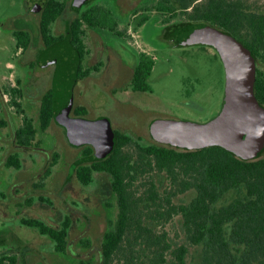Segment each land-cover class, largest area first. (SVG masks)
<instances>
[{
  "label": "rangeland",
  "instance_id": "1",
  "mask_svg": "<svg viewBox=\"0 0 264 264\" xmlns=\"http://www.w3.org/2000/svg\"><path fill=\"white\" fill-rule=\"evenodd\" d=\"M44 1L0 0V95L4 85L17 86L20 78L24 96L19 101L35 123H38L41 97L50 87L56 67L46 64L50 56L39 51L44 44L40 31V6ZM96 1L88 0L84 8ZM100 1L106 2L113 15L123 21L122 18L146 6L149 0ZM248 1L264 9V0ZM147 14L149 20L140 31L139 41L150 44L155 55L149 78L151 90L127 95L122 88H117L129 84L131 73L126 72L128 69L123 70V61L111 47L107 65L80 80L75 88V105L86 107L87 122L107 117L115 129L140 138L146 144L156 142L149 131V125L155 118L197 122L211 119L221 108L225 89L224 66L212 47L170 46L163 39V27L157 13ZM77 15L71 0H68L65 12L53 24L54 34L65 33ZM18 28L27 29L31 35L29 51L25 55H21L16 47L17 39L13 32ZM88 32L91 53L87 65L94 64L97 59H105L99 54L100 50L107 48L106 41L125 53L123 48L126 44L121 38L111 37L108 31H104L108 38L91 28ZM37 58L41 61L39 64L34 67L27 64ZM4 100L0 122L5 120L8 125H0L3 136L0 140V253H14L19 259L17 264H80L82 261L100 264L103 234L118 211L111 176L96 172L90 185L81 183L74 167L83 147L71 145L64 128L56 121L49 125L45 143L38 134L37 144L21 149V168L8 167L6 161L10 154L5 153L4 147L9 145L10 138L13 139L11 122L21 124L22 116L16 107L7 103L9 94ZM97 132L99 130L84 122L82 135L76 134L73 144L94 143L99 140ZM71 137L73 140V131ZM156 178L162 188L167 185L165 175L158 174ZM195 195V190H190L177 196L175 201L188 203ZM233 195L234 192L228 194L222 203H227ZM23 217L39 218L54 227H59L69 217L71 227L67 251L63 254L56 252L52 240L21 223ZM165 229L174 246L181 243L189 245L185 264H202L203 246L189 244L181 216L166 224Z\"/></svg>",
  "mask_w": 264,
  "mask_h": 264
},
{
  "label": "trees",
  "instance_id": "2",
  "mask_svg": "<svg viewBox=\"0 0 264 264\" xmlns=\"http://www.w3.org/2000/svg\"><path fill=\"white\" fill-rule=\"evenodd\" d=\"M86 2L71 0L78 15L65 33L56 35L53 24L65 12L68 0H45L40 12V31L46 49L57 46L69 33L81 61L88 52L86 26L117 27L110 8L102 5L84 8ZM140 11L146 14L140 23L148 20L147 12L155 11L173 31H185L194 23H208L238 38L256 57L255 93L264 105V9L248 0H149L136 12ZM14 35L18 47H29L28 30L17 29ZM100 65L80 67L78 77L99 70ZM153 68L154 60L138 66L133 78L137 90H151L149 78ZM55 93L53 80L52 88L42 100L39 115L42 130L53 121L66 127L56 118ZM2 104L0 98V108ZM75 112L84 115L86 108L77 106ZM37 131L34 120L26 116L19 131L20 139L28 145ZM114 133L115 146L107 156L98 155L93 146L86 145L75 163L77 178L84 185L93 182L96 172L111 176L118 211L103 234L100 264H185L189 245L174 246L165 229L177 216L182 217L189 244L203 246L202 264H264V150L259 157L244 160L220 146L192 149L158 141L146 144L121 130L114 129ZM7 166L20 168L19 155H10ZM158 174L166 176L164 188L156 178ZM190 190L196 192L190 202L175 201ZM232 192L231 200L222 203ZM21 223L52 240L56 252L67 251L69 217L59 227L39 218L23 217ZM18 260L14 253H0V264H17Z\"/></svg>",
  "mask_w": 264,
  "mask_h": 264
},
{
  "label": "water",
  "instance_id": "3",
  "mask_svg": "<svg viewBox=\"0 0 264 264\" xmlns=\"http://www.w3.org/2000/svg\"><path fill=\"white\" fill-rule=\"evenodd\" d=\"M44 2L41 4V9ZM179 44L214 48L225 70V89L221 108L206 122L186 119L155 118L149 125L152 138L160 143L183 148L220 146L244 160L255 159L264 150V105L255 93L256 57L251 49L232 34L208 23H194L179 35ZM55 63L56 118L71 130L75 121L71 111L79 75L80 57L71 43L70 34L57 46L43 50ZM99 130V140L91 143L96 153L107 156L115 146V133L110 119H85ZM100 133V134H99ZM72 139V137H70ZM75 137L73 138V142ZM75 143V144H80ZM105 149L101 147L106 146Z\"/></svg>",
  "mask_w": 264,
  "mask_h": 264
},
{
  "label": "flooded vegetation",
  "instance_id": "4",
  "mask_svg": "<svg viewBox=\"0 0 264 264\" xmlns=\"http://www.w3.org/2000/svg\"><path fill=\"white\" fill-rule=\"evenodd\" d=\"M95 5H102V6L108 7V5H107L106 2L100 1V0L94 2L90 6H95ZM140 15H144V12H141V11L140 12H132L130 16H127L125 19L122 18L123 21L121 20V18L119 16H114L113 15V18L117 21V24H118L117 27H115V28H113V27L100 28V27L89 26V25L85 27V31H86V33H85L86 34L85 35V41H86L87 51L88 52L86 54H84L83 58H81L80 67H83V69H86V68L95 67V66H98V64H101L100 65V69H99V70H101L102 67H104V66L107 65V62H106L107 60L106 59L109 58V53H110L109 47H111V50L115 51L117 53V56H119L121 58V60L123 61V66H122L123 67V70L125 71L126 69H128V70H126V72H128L129 74L131 73V75H130L131 76V81L129 82L128 85H119V86H117V88H120V89L122 88V90L127 95L128 94H135V95H137V94H139V92H145V91L137 90L135 88V86L133 85V78H134V75H135V71H136V69L138 68V66L142 62H144V61L149 62L151 60H155V55L151 52V49L153 47L150 44L149 45L146 44V43H143L142 44L139 41L140 31L143 28V26L149 20V18H148V20H146L145 22L140 23V20L141 19L139 21L136 20ZM122 24H125L123 28H121L122 27L121 26ZM161 24H162V27H163V39L166 42H168L170 44V46H173V47H177V46L178 47L195 46V45H182V44H179L178 43L179 38H180L179 35H181V32L182 31L181 30L173 31V29L170 26H168L167 24H165L163 22H161ZM89 28L93 29L98 34H101L103 36L105 35L104 37L107 36L104 31L110 32V34H111L110 36L111 37L113 35V36H116L118 38H121V40L125 41L126 47H128V49H126V47H124L123 49H124V52L125 53H123V50L122 51L121 50L119 51V49L117 47H115L114 45H109L108 42L106 41L105 43H106V47L108 49L106 48V49L100 50L101 53L99 54L100 56L105 57V59H103V58L97 59V61L94 64L87 65L86 63L88 61H90V57L89 56H90V53H91L90 52V48H89V44H88V38H89L88 29ZM18 29L27 30L25 28H18ZM15 30H17V29H15ZM56 35H58V34H56ZM108 37L109 36H107V38ZM43 42H44V40H43ZM16 47L18 48V51H19V53H21V55H25L29 51V47L30 46L25 49L23 47H18V44H16ZM206 47H208V46H206ZM46 48H47V45L44 42L43 46L39 49V51H43ZM216 53H217V51H216ZM218 56H219V54H218ZM40 62L41 61H38V58H37L35 60L28 61L27 64H30V67L31 66L34 67L35 64H37V63L39 64ZM55 65H56L55 63H50L49 64L50 67L51 66H54L55 67ZM80 67H79V72H80ZM124 67H127V68H124ZM55 70H56V67L54 68V71ZM99 70H92L88 75L78 77L77 84H78V82L80 80L84 79L85 77H87L89 75H92L93 73H95L96 71H99ZM54 73L55 72H53V74ZM53 78H54V75L52 77V81H51L50 87L46 91H44V93H43V95L41 97L39 115H40V110H41V106H42L43 97L46 94V92L52 88ZM117 79H119V78H117ZM27 81H28V78L26 79V83H27ZM77 84H76V86H77ZM22 86H23L22 85V80L19 78L18 79V85L17 86L16 85L15 86L4 85L3 94L0 95V98H2V100H4L5 97H6V95L9 94L10 95V100H8L7 103L9 105H11V106L16 107L17 108L16 109L17 110V113L18 114L20 113L21 116H22V123L21 124H18V122H15V123L13 121L11 122V126L13 128V136H11L10 134L9 135L13 139L10 138L9 139V145L6 146V147H4V150H5V153L6 154H8V152H9L10 155L17 154L20 157V161H21L20 154H21V149L22 148L37 144L35 141H37L38 134L41 135V140L44 143H45V137L47 135H49V134H47L45 136V134L48 133V132H46L48 128L46 130H42L40 128V124L41 123L39 122V116H38V123H35V119L33 117H31V116L28 115V113H27L28 111H26L27 109H24L23 106H22V104H21V102L19 101L24 96V88ZM147 91H150V90H147ZM15 93H16V95H15ZM14 96L17 97L16 98L17 99L16 102L13 101ZM4 104H5V100L3 101V104H2V106L0 108V111H3ZM76 107H77V105H75V102H74V106H73V109L71 111V117L73 118V120L75 119V121H76V120H80V119H85L86 118L85 116H87V113H88L87 112V109H86V113L84 115H80V114H77L75 112V108ZM26 116L29 117V118H32L34 120V123L36 124V126L38 128V131L36 132V135L34 136L32 142L30 144H28V145L24 144L23 141L20 139V132H19L20 129H21V126L24 124V120H25V117ZM105 118H107V117H105ZM75 121H73L72 127H71L72 128V131L74 132V137L76 136V134L77 135H82V126H83V124H81V122H75ZM0 125L5 127L8 124H7V122L5 120H2L0 122ZM60 126L64 128L65 133H66V136H67L69 142L71 143V145H73L75 147H83V149H84V146H86V145L93 146L91 143L73 144V141L70 138L71 137V130L69 128L67 129L63 125H60ZM2 139H3V136H2V133H0V140H2ZM9 156H8V159H9ZM8 159H7V161H8ZM56 159H57V157H56ZM7 161H6V165H7ZM21 166H22V161H21ZM17 169H19V168H17Z\"/></svg>",
  "mask_w": 264,
  "mask_h": 264
}]
</instances>
